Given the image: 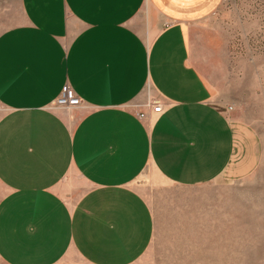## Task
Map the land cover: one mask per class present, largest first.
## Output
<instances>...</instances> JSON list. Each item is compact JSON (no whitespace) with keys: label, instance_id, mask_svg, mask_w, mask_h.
I'll return each instance as SVG.
<instances>
[{"label":"crops","instance_id":"0c3cea01","mask_svg":"<svg viewBox=\"0 0 264 264\" xmlns=\"http://www.w3.org/2000/svg\"><path fill=\"white\" fill-rule=\"evenodd\" d=\"M221 2L0 0V264H132L156 231L142 174L252 175L254 134L206 74ZM65 84L80 106H52Z\"/></svg>","mask_w":264,"mask_h":264},{"label":"rangeland","instance_id":"374dc122","mask_svg":"<svg viewBox=\"0 0 264 264\" xmlns=\"http://www.w3.org/2000/svg\"><path fill=\"white\" fill-rule=\"evenodd\" d=\"M202 25L216 102L254 134L256 168L190 187L142 174L156 231L132 264H264V0H222Z\"/></svg>","mask_w":264,"mask_h":264},{"label":"built area","instance_id":"2783aa9c","mask_svg":"<svg viewBox=\"0 0 264 264\" xmlns=\"http://www.w3.org/2000/svg\"><path fill=\"white\" fill-rule=\"evenodd\" d=\"M82 104L81 98L75 93V91L67 84L62 87L60 94L54 100L52 106L54 108H74ZM0 103V109H1ZM138 118H145L146 112L142 110V107L149 108L153 114H160L162 112V106L159 102L147 101L141 105L133 106Z\"/></svg>","mask_w":264,"mask_h":264}]
</instances>
